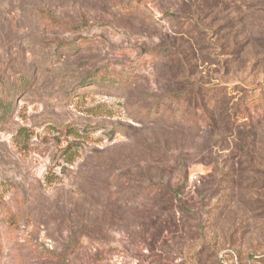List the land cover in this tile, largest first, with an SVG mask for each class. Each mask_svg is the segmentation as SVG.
<instances>
[{
	"label": "rangeland",
	"instance_id": "rangeland-1",
	"mask_svg": "<svg viewBox=\"0 0 264 264\" xmlns=\"http://www.w3.org/2000/svg\"><path fill=\"white\" fill-rule=\"evenodd\" d=\"M7 208L0 264H264V0H0Z\"/></svg>",
	"mask_w": 264,
	"mask_h": 264
},
{
	"label": "trees",
	"instance_id": "trees-1",
	"mask_svg": "<svg viewBox=\"0 0 264 264\" xmlns=\"http://www.w3.org/2000/svg\"><path fill=\"white\" fill-rule=\"evenodd\" d=\"M54 25H56V24H53V26ZM172 96L174 97L175 101H179V103H180V105H182V107H185L186 112L187 111L189 112L188 117H187L188 121L190 123H195V124H199V121L203 117L202 114L206 115L205 113L209 112V111H207V109H209V106L207 104L210 102L211 99L213 100V97H210L209 102L207 104L206 103L201 104L199 99L197 101L194 99L191 102H188L189 97L182 94V93H173ZM197 97H196V99H197ZM198 115H200L199 118H197ZM4 227H7L12 232H14L16 229H18V227H20L18 214L16 212H14L11 208H7L5 210L4 216L0 220V247L3 246V244H5V242L2 241L3 235L1 233V231L3 230ZM12 238H14V241H16V239L18 240V238L14 237V236Z\"/></svg>",
	"mask_w": 264,
	"mask_h": 264
}]
</instances>
